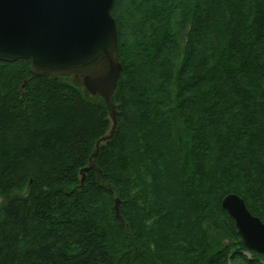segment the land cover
Instances as JSON below:
<instances>
[{"label": "trees", "instance_id": "trees-1", "mask_svg": "<svg viewBox=\"0 0 264 264\" xmlns=\"http://www.w3.org/2000/svg\"><path fill=\"white\" fill-rule=\"evenodd\" d=\"M112 16L118 127L82 188L104 100L0 61V264H264L221 205L237 194L264 222V0H116Z\"/></svg>", "mask_w": 264, "mask_h": 264}, {"label": "water", "instance_id": "water-1", "mask_svg": "<svg viewBox=\"0 0 264 264\" xmlns=\"http://www.w3.org/2000/svg\"><path fill=\"white\" fill-rule=\"evenodd\" d=\"M115 1L0 0L1 62L30 60L34 76L81 78L87 94L99 96L107 106L111 128L98 140L88 167L80 172L81 188L86 173L97 170L100 149L112 140L118 127L114 94L123 66L112 16ZM120 205L117 199L115 214L124 223ZM221 205L235 221L245 247L264 256V222L248 210L245 200L237 194L227 195Z\"/></svg>", "mask_w": 264, "mask_h": 264}, {"label": "rangeland", "instance_id": "rangeland-1", "mask_svg": "<svg viewBox=\"0 0 264 264\" xmlns=\"http://www.w3.org/2000/svg\"><path fill=\"white\" fill-rule=\"evenodd\" d=\"M71 82L74 83V84H76V85L82 86V79L81 78L72 79ZM22 91H23V89H22Z\"/></svg>", "mask_w": 264, "mask_h": 264}]
</instances>
